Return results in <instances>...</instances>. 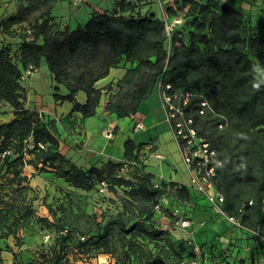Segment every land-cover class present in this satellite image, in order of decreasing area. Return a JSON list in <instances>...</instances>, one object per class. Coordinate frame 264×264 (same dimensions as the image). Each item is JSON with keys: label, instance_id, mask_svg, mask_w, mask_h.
Wrapping results in <instances>:
<instances>
[{"label": "trees", "instance_id": "16d2710c", "mask_svg": "<svg viewBox=\"0 0 264 264\" xmlns=\"http://www.w3.org/2000/svg\"><path fill=\"white\" fill-rule=\"evenodd\" d=\"M55 2L20 0L17 14L0 20L4 33L15 35L16 25L23 29L17 49L0 46V105L9 103L14 114L10 121L0 123V237L15 236L16 224L32 215L33 207L23 195L30 184L26 165L36 170L52 168L70 185L83 189L106 180L115 192L121 187L123 205L133 207L136 214L109 215L102 226L105 232L113 227L125 235L136 228L147 231L146 225L155 223L158 198L168 186L176 187L177 195L187 202L201 197L190 186L173 180L161 179L156 185L155 174L146 169L140 156L141 144L131 138L125 142L124 161L109 160L89 168L74 163L61 150L56 120L26 106L23 76L43 62L56 81L55 99L73 101V110L82 117L96 114L102 95L96 83L119 66L126 67V72L114 85L106 86L110 96L105 106L118 117L136 113L159 83L170 84L171 94L190 92L185 115L223 161L216 188L225 195L226 211L239 217L245 228H258L263 234L264 81L257 70L264 64V39L250 18L228 2L182 0L183 15L171 6L170 14L163 17L126 19L118 14L133 10L136 3L119 0L117 12L92 11L86 23L61 28L52 15ZM177 17L182 21L168 31L167 24ZM60 85L68 89L67 94L59 92ZM80 90L87 94L85 103L75 99ZM202 101L209 105L203 106ZM66 119L72 127L80 125L72 114ZM126 163H136L130 177L119 174ZM188 214V210L182 213L191 219ZM170 216L173 229L178 228L174 210ZM259 243L263 248L264 243ZM3 250L10 251L8 246L0 247V263ZM23 261L17 259L14 264Z\"/></svg>", "mask_w": 264, "mask_h": 264}, {"label": "rangeland", "instance_id": "374dc122", "mask_svg": "<svg viewBox=\"0 0 264 264\" xmlns=\"http://www.w3.org/2000/svg\"><path fill=\"white\" fill-rule=\"evenodd\" d=\"M132 1L136 3V7L131 11L119 13L120 18L137 19L151 14L163 17L170 14L171 6L177 9L179 15L185 14V9L181 8L182 0ZM218 1L228 2L243 11L250 18L254 30L264 39V0ZM112 2L111 8L99 12H117L116 4L119 0ZM69 9L74 12L76 7L71 6ZM69 9L58 7L53 15H57L60 22H70L71 28L85 23L90 17L89 14L83 18L81 14L70 13ZM186 17L187 22H190L191 17ZM257 73L264 81V64L258 65ZM33 76L36 82L34 89L30 91V102L39 104L43 101L50 105L55 89L48 65L41 64ZM28 80L27 77V83ZM157 90L159 91L158 88ZM70 128L74 127L70 125ZM171 131L174 134L172 129ZM59 136L61 141L66 142L64 134L60 132ZM179 152V164L189 178L187 184L192 186L194 180L191 172L181 150ZM31 156L34 155L28 154V157ZM83 158L87 159L85 155L78 158L81 160L77 164L80 167L102 165L99 162H84ZM120 161H124V158ZM135 166L136 163H126L119 174L130 177ZM52 170H36L32 165L25 166L24 172L29 175L30 184L23 190V195L33 207L32 215L16 224L15 236L0 237V247L8 246L11 252L23 253L22 264L262 263L264 248H259L257 237L249 231L243 232L216 214L206 198L200 197L196 201L187 202L177 195L176 187L168 186L158 198L155 223H148L147 231L136 228L125 235L124 231L113 227L105 232L102 226L109 215L118 212H126L130 216L136 214L133 207L123 205L119 195L123 194V189L119 186L116 187L117 192L109 189L107 180L96 183L91 189L75 187ZM154 182L158 185L160 179L154 178ZM17 197V200L21 199L20 196ZM176 209L181 214L188 210V215L191 216L190 227L179 226L170 229V212ZM151 230L163 233L153 235Z\"/></svg>", "mask_w": 264, "mask_h": 264}, {"label": "crops", "instance_id": "0c3cea01", "mask_svg": "<svg viewBox=\"0 0 264 264\" xmlns=\"http://www.w3.org/2000/svg\"><path fill=\"white\" fill-rule=\"evenodd\" d=\"M112 1L83 0L81 2H74V0H57L53 5L52 15L58 7L69 9L71 6H74L76 10L72 12L69 9L70 13L81 14L84 18L89 14L91 15L92 11H102L111 8L113 5ZM19 2L20 0H0V20L16 15ZM55 20L60 24L61 28L66 25H69L71 28L70 22L58 21L57 15L55 16ZM15 30V35H10L4 33L0 28V46L9 45L14 49L20 46L22 41L21 32L23 29L20 25H16ZM39 68L40 66L33 70L29 69L23 76L22 84L28 92L26 106L31 109H36L56 120L60 132L67 138L66 142L61 141V150L73 162L76 164L81 162L78 159L81 155L87 157V159L83 158L82 161H89L91 164L98 162L102 164L109 160L120 161L123 158L125 142L131 138L136 144H141L139 150L140 156L146 164V169L154 173L155 178H159L160 180H173L180 184L188 185L189 178L179 164V143L171 131L172 127L167 119V112L163 106L158 90L155 89L140 104L138 111L128 117H118L115 113H109L105 107L110 96V92L106 86L108 84L114 85L126 72V68L123 67L112 68L106 77L96 83L97 87L102 88V95L96 114L89 117H82L80 113L73 110V101H59L53 96L50 105H46L43 101H40L39 104L30 102V91L34 89L36 82L33 75H35ZM51 76L53 86H55L56 81L52 73ZM27 77L29 79L28 83L26 82ZM59 92L61 94H67L68 89L64 85H60ZM75 99L81 103H85L87 99L86 92L80 90L75 95ZM70 114L79 119V126L75 125V128L68 126L66 116ZM13 117L14 114L11 105L7 102L2 103L0 105V123L10 121ZM137 122L141 126L133 132ZM1 255L3 262L0 264H14L15 260H22L23 253L16 254L15 252L3 250Z\"/></svg>", "mask_w": 264, "mask_h": 264}, {"label": "built area", "instance_id": "2783aa9c", "mask_svg": "<svg viewBox=\"0 0 264 264\" xmlns=\"http://www.w3.org/2000/svg\"><path fill=\"white\" fill-rule=\"evenodd\" d=\"M83 0H74V2H81ZM182 19L177 17L167 24V30L171 31L174 24L180 23ZM171 85L167 84L165 87L159 83L158 89L163 102V106L167 112V119L172 126L174 135L179 143V147L186 162V165L191 172L194 184L190 186L202 198H206L209 206L214 208L216 214L225 219L228 223L236 228L249 231L252 235L257 237L258 246L260 241L264 243V235L260 229H247L244 227L239 217L229 214L225 205V195L216 188V180L218 170L222 166L223 161L219 156L218 151L212 146L211 142L204 136L200 135L198 130L193 126V120L187 118L185 115V108L189 107L190 92L184 93H169ZM203 106H208V101H202ZM204 109L201 110L203 112ZM227 124L225 122L223 125ZM140 123L137 122L134 126V131L138 130ZM248 204H253V199L248 200ZM175 226L189 227L190 220L185 218L178 209L174 211ZM174 227L170 224V229ZM260 248V246H259ZM264 248V247H263ZM264 264V257L261 258Z\"/></svg>", "mask_w": 264, "mask_h": 264}]
</instances>
